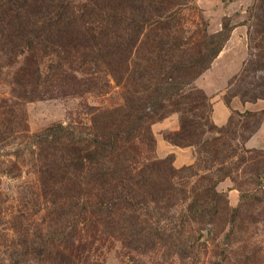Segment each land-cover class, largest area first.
<instances>
[{"label": "trees", "instance_id": "trees-1", "mask_svg": "<svg viewBox=\"0 0 264 264\" xmlns=\"http://www.w3.org/2000/svg\"><path fill=\"white\" fill-rule=\"evenodd\" d=\"M196 1L0 0L3 54L43 55L61 67L65 58L91 53L124 99L116 108L94 107L89 126L55 124L35 134L20 127L23 104L6 102L4 109L12 108L0 110L10 118L0 124V157L15 144L7 161L32 167L39 212L48 221L23 223L29 204L12 216L11 229L1 228V203L0 264H81L75 233L99 227L125 239L141 236V247L165 248L179 263L264 264V150L245 147L264 111H234L224 126L212 120V102L195 83L233 26L210 33L201 20L192 30L184 13ZM250 13V58L230 80L227 102L264 99V77L252 81L248 69L264 68V0H255ZM173 114L180 130L167 141L197 154L195 164L179 169L172 157L151 156L157 144L151 126ZM226 179L240 193L237 207L218 190Z\"/></svg>", "mask_w": 264, "mask_h": 264}, {"label": "rangeland", "instance_id": "rangeland-1", "mask_svg": "<svg viewBox=\"0 0 264 264\" xmlns=\"http://www.w3.org/2000/svg\"><path fill=\"white\" fill-rule=\"evenodd\" d=\"M254 2L255 0H252L251 5L246 9L247 24L251 16L250 8ZM228 4L229 2L225 3V5ZM224 7L221 5L219 9ZM210 12L204 13L198 6L197 0L194 8L185 11V21L194 30L196 23L204 20L208 23L210 32ZM237 13L239 14V12ZM222 22L228 25L233 23L232 18L229 17H224ZM249 29L248 24V32ZM253 52L257 54V51ZM249 53L251 54V49ZM249 56L248 54L247 59L250 58ZM254 60H259V57H254ZM52 62L51 58L43 55L32 56L29 53L6 55L0 51V110L5 112L16 103L23 104L21 107L25 113V124L20 125L21 129L26 128L27 124L29 132L35 134L55 124L86 127L90 125V117L94 107L116 108L123 104V89L113 81L108 84L105 66L101 62L100 65L102 66L98 68L96 57L93 54L83 53V55L78 54L65 58L62 60L61 67H56ZM262 66L263 64L253 63L248 68L252 76L250 80L263 79L264 72L260 71V69H264ZM38 67H40L41 76L36 73ZM233 91L234 88L227 91L226 95L230 96ZM6 102L11 105L8 110L4 109ZM8 116L7 114H0V124H5L6 120H10ZM237 119L240 120V118ZM260 119H263V124L254 135H264V115L257 118V120ZM159 122L151 126L156 143L158 136L168 142L166 136L170 134L169 132L175 131L155 129V124ZM15 149V144L4 147L3 157H0V192L2 193L0 204L2 203L1 206L6 210L4 224L1 228L11 227L12 216L16 215V212L21 208L25 209L23 205L28 207L29 204L28 214H26V218H23L25 219L23 223L26 224V221L33 219L36 222L35 225L45 226L48 216L46 211L39 212L40 206L38 204L40 201L35 195L37 176L32 172V167L27 162H20L18 166H15L7 161L10 157L14 159L9 154L13 153ZM175 149L177 151L188 150L161 157L156 144L155 153L151 156L154 159L172 157L174 166L178 169L196 163L195 148L176 147ZM8 172L10 174H6ZM229 185L235 189L232 180L226 179L218 185V190L226 192L229 197V190L232 189L229 188ZM236 191L238 202L234 205L229 200L232 207H237L240 203V193L238 190ZM8 233L12 234L13 231L8 230ZM139 238L141 236L125 239L115 231H103L102 227H99V230L94 228L83 233L77 229L73 253L81 261V264H185L171 259L170 255L168 257L165 248L153 250L151 246L141 247V239ZM205 262L203 258L199 264H205Z\"/></svg>", "mask_w": 264, "mask_h": 264}, {"label": "crops", "instance_id": "crops-1", "mask_svg": "<svg viewBox=\"0 0 264 264\" xmlns=\"http://www.w3.org/2000/svg\"><path fill=\"white\" fill-rule=\"evenodd\" d=\"M252 0H235L225 5L223 0H198V6L204 13L209 11L210 33H217L223 29V18H232L233 31L222 52L213 62L211 68L196 80L195 85L202 89L212 100V120L218 126H224L234 111L260 112L264 111V100L245 102L240 97H233L229 102L225 97L230 80L242 69L249 54L247 10ZM224 8L219 9L220 7ZM239 12V14L237 13ZM154 128L162 131H177L180 129L179 116L173 114L163 121L155 124ZM248 149H264V135H254L245 144ZM175 146L164 139L157 137V149L161 157L179 154ZM193 156L191 157V159ZM189 162L187 161V164ZM229 200L236 205L237 191L229 185Z\"/></svg>", "mask_w": 264, "mask_h": 264}]
</instances>
